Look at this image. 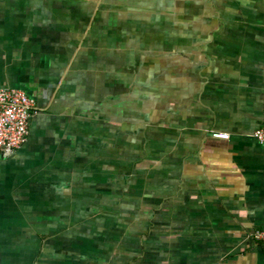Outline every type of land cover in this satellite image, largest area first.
Here are the masks:
<instances>
[{
    "label": "crops",
    "instance_id": "1",
    "mask_svg": "<svg viewBox=\"0 0 264 264\" xmlns=\"http://www.w3.org/2000/svg\"><path fill=\"white\" fill-rule=\"evenodd\" d=\"M0 87V264H264V0H0Z\"/></svg>",
    "mask_w": 264,
    "mask_h": 264
},
{
    "label": "built area",
    "instance_id": "2",
    "mask_svg": "<svg viewBox=\"0 0 264 264\" xmlns=\"http://www.w3.org/2000/svg\"><path fill=\"white\" fill-rule=\"evenodd\" d=\"M39 113L36 101L23 90L0 87V154L10 156L19 149L29 135L30 119ZM263 124L253 135L264 147V105ZM216 138L227 139L229 133H213ZM256 239L264 242V227L255 234Z\"/></svg>",
    "mask_w": 264,
    "mask_h": 264
}]
</instances>
